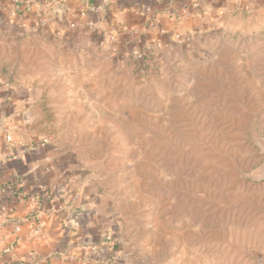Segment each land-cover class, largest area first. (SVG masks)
Listing matches in <instances>:
<instances>
[{
  "label": "crops",
  "instance_id": "crops-1",
  "mask_svg": "<svg viewBox=\"0 0 264 264\" xmlns=\"http://www.w3.org/2000/svg\"><path fill=\"white\" fill-rule=\"evenodd\" d=\"M250 17L264 20V0H0V264H165L143 204L110 184L85 140L47 129L95 125L133 49L165 60Z\"/></svg>",
  "mask_w": 264,
  "mask_h": 264
},
{
  "label": "rangeland",
  "instance_id": "rangeland-1",
  "mask_svg": "<svg viewBox=\"0 0 264 264\" xmlns=\"http://www.w3.org/2000/svg\"><path fill=\"white\" fill-rule=\"evenodd\" d=\"M145 53L103 86L95 125L47 131L85 140L110 184L143 204L165 264H264V20L235 19L165 60Z\"/></svg>",
  "mask_w": 264,
  "mask_h": 264
},
{
  "label": "built area",
  "instance_id": "built-area-1",
  "mask_svg": "<svg viewBox=\"0 0 264 264\" xmlns=\"http://www.w3.org/2000/svg\"><path fill=\"white\" fill-rule=\"evenodd\" d=\"M131 32L134 34L136 33V30L131 29ZM130 57L133 60H139L142 57V51L140 49H133L130 54ZM9 211L10 209L8 207L0 204V230L8 220ZM15 230H18L17 226L15 227ZM34 231L39 232V228L37 227Z\"/></svg>",
  "mask_w": 264,
  "mask_h": 264
},
{
  "label": "trees",
  "instance_id": "trees-1",
  "mask_svg": "<svg viewBox=\"0 0 264 264\" xmlns=\"http://www.w3.org/2000/svg\"><path fill=\"white\" fill-rule=\"evenodd\" d=\"M148 58L149 56L144 51H142V57L138 60V63L142 66H145L148 64Z\"/></svg>",
  "mask_w": 264,
  "mask_h": 264
},
{
  "label": "water",
  "instance_id": "water-1",
  "mask_svg": "<svg viewBox=\"0 0 264 264\" xmlns=\"http://www.w3.org/2000/svg\"><path fill=\"white\" fill-rule=\"evenodd\" d=\"M264 174V173H263Z\"/></svg>",
  "mask_w": 264,
  "mask_h": 264
}]
</instances>
